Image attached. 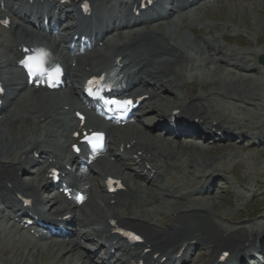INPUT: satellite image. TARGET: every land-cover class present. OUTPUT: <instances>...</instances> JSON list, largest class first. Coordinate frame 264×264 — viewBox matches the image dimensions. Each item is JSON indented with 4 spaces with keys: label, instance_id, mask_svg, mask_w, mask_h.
Returning a JSON list of instances; mask_svg holds the SVG:
<instances>
[{
    "label": "bare ground",
    "instance_id": "1",
    "mask_svg": "<svg viewBox=\"0 0 264 264\" xmlns=\"http://www.w3.org/2000/svg\"><path fill=\"white\" fill-rule=\"evenodd\" d=\"M2 1H5L7 8L6 11H0L4 15L3 18L7 15L12 16L14 22L17 23L21 19L30 21V18L35 16L36 21L40 20L42 24L45 21V11L40 8V5L27 7L23 0H15L16 3L14 0H0V2ZM71 1L72 3L69 5H60L55 20L57 23L70 16V11L64 12L66 7L75 12L79 0ZM174 2L175 0H172L170 3L173 4ZM51 3L54 6L52 1ZM14 4L18 6H16V11L19 9L17 13L14 10ZM173 15L174 12L170 9L166 17L168 18V27L163 31H157L155 26L129 31L128 37L122 43L106 44L108 48L106 55H101L98 58L92 55L86 56L76 67L69 64L68 85L75 97L80 99L77 87L79 78L89 72L103 70L106 65L113 62L114 54L124 55L129 58V62L133 59V63L139 69L138 74L134 76L136 81L140 80L142 74L150 75L155 81H165V84L159 87L146 86L144 88L146 92L151 94L150 101L153 104V110H160V106L167 101L160 93L164 90L176 96L175 100L172 101L174 103L170 101L171 104L176 105L173 109H182L184 114L197 118L199 120L198 125H210L230 134L246 135L248 138L256 137L262 144L264 141V117L254 120L255 118L236 116L227 111L229 105L244 114L253 111L258 112L262 107L264 109V105L259 103L264 102L262 100L263 93L256 91L257 86L255 83L253 84V78L248 77L249 73L238 74L232 69L245 71L246 63L256 61V58L252 56L256 57L257 53L232 52L226 54L223 50L214 52L209 59L213 64L211 74L214 79L216 78L214 84L220 86L216 88L214 85L211 90L195 94L189 100H185L184 94L178 90L184 89L185 85L190 83V76L184 73L183 67L186 62H191L192 57L182 43L183 40H191V38H187L186 35L183 38L178 37V30L186 21V17L179 23L173 18ZM156 19L157 17L154 16L150 20L154 22ZM125 26L133 28L136 25L127 22ZM73 27L75 26L67 27V30ZM172 30H175L176 33L172 34ZM14 32L20 35L19 43L14 47L19 46L22 42L31 43L38 38V35L27 30L22 23H17ZM175 37L179 41L173 43L171 39ZM61 42H64V39H61ZM202 42L201 51H204V48L208 51L214 50L211 43L205 40ZM58 45L60 43H57ZM140 48L145 50L143 55H131L133 50ZM5 52L2 51V55ZM60 54L65 58L62 52ZM242 55H244L243 59L241 58ZM152 56L161 58L157 63L158 66L150 67ZM11 63V60H3L0 55V71L3 73V69L9 67L10 72L15 75L12 78H6V83L12 94L10 101L15 100V103L18 104L17 100L22 97L23 89L16 90V86L21 84L22 76L14 72ZM174 63L176 66H173ZM167 64L168 66L165 67ZM88 66L90 71L86 69ZM193 72H195V68L189 70V73ZM247 80L252 82V88L249 91L242 87L243 82ZM218 81L221 82L218 83ZM31 99V102H29L30 99H27L23 107V110L30 113L29 116H25L22 111L10 112L7 107L0 113L3 115L0 119V235L5 233L4 225L6 222L8 223L4 219H11L10 214L16 211L17 206L21 205L20 201L24 195L43 202L45 206L51 204L55 209L53 215L56 217L74 212L73 219L77 230L71 238L52 239L40 243L36 248L31 245L33 241L23 235L16 226V234L6 236V239L1 243L3 251L0 253L7 256L6 258L11 263L35 264L39 261L34 260L35 256H40V254H45L48 251L53 253V259L48 262L43 261V264H61L62 260L67 261L66 264H98L93 259V255L99 250L101 251L103 245L106 244L97 243V240L101 238L111 240L112 245L120 249L116 256L111 252L105 253V257L101 258L102 263L105 264H130L132 259L135 262L145 260L147 264H167L170 257L180 253L183 248L185 250L181 256L180 264H193L195 260L193 252L194 250L196 252V249L205 256L200 264H221L219 258L223 251L231 252L228 263L231 264L235 261H242L241 257L249 248H260L256 245V239L264 237V219L256 223H242L233 226L230 222H233L234 216L231 215L230 211L221 209L223 207L221 201L213 199V196H217L218 189L215 186V179L210 181L225 171L226 164L223 159L240 155V150H231L222 156H202V161L194 163L192 160L196 159L193 157V152L198 153L200 149L199 143H195V140L187 139V137H177V139L176 137L152 133L146 131V127L139 125L120 129L112 127L108 130L110 143L118 144V149L124 147L122 154L140 160L136 165V171L128 172L127 162L119 159L120 154L112 153L109 148L111 157H114L119 164L108 167L100 163L96 172L104 176L111 175L122 178L127 186L126 192L119 193L114 197H102L97 194L98 188L101 189L100 186L91 176L88 178L89 185L95 186V190L94 192L87 190L88 205L84 209L80 207L81 212L75 211L77 206L74 203L61 205L58 198L54 196H41L43 189L48 190V181L40 179L41 176H44L43 166H51L50 159L65 153L67 148L65 145L51 147L39 136L33 137L23 134L21 128H17V131H9L7 127L15 126L23 120L27 121L31 118L30 116H33L37 119V123L42 124L43 128L53 127L54 124H57L58 130L64 129L66 132L70 125L60 117L61 113H67L63 111L62 106H73L74 101L63 100L60 96L43 97L39 94L32 95ZM249 104L251 107H248ZM255 114H253L254 117ZM214 122H216L215 125ZM258 131H261V136H257ZM51 132L54 133L53 130ZM174 141L179 147L172 148L171 143ZM176 141H181V143ZM213 147L210 146L209 148L213 149ZM29 152L32 153L31 156ZM35 152L43 153L45 158L42 163L39 160L33 163ZM248 158L253 162H259L257 155ZM219 160L221 161L219 162ZM38 165L42 166H39L38 171L36 170L34 173L27 169V167ZM193 167L196 168V171L191 169ZM174 169L175 171H173ZM20 171H22L21 175ZM153 172L154 174H152ZM138 178L149 179L152 186L143 184ZM187 188H190L191 191L182 193ZM210 189L212 190L211 196L195 197V195L206 193ZM156 190L163 192L157 193ZM101 191L103 192L102 189ZM245 194L246 190H241L237 197L242 198ZM112 199H116L115 204L111 203ZM179 199H183L184 204L180 203ZM260 215L264 216V207L261 208ZM119 227L139 232L145 238L144 243L136 245L134 249L132 247L126 248L121 238L114 234V231ZM81 232L89 236H82ZM83 237L86 241L83 240ZM38 240L40 239L35 241L38 242ZM91 245H97L94 253L85 250ZM17 248H23L29 254L25 252L27 255H20V251H15ZM145 249L148 252L144 253ZM5 252H9V256ZM164 257L168 258L163 260ZM112 259H115L114 263L111 262Z\"/></svg>",
    "mask_w": 264,
    "mask_h": 264
},
{
    "label": "rangeland",
    "instance_id": "2",
    "mask_svg": "<svg viewBox=\"0 0 264 264\" xmlns=\"http://www.w3.org/2000/svg\"><path fill=\"white\" fill-rule=\"evenodd\" d=\"M205 20L223 21L225 23H233L236 27H240L242 29H248L251 32V35L248 38H246L245 39L246 41H243V43L241 44L239 43V45L235 44V47L240 48L243 51H254V50L260 51L261 50L262 52H264V1L263 0H253V1L246 0L243 2H228L219 7H213L210 14L203 16L202 21H205ZM172 31H173L171 32L172 34L176 33L175 30H172ZM180 32L183 34L184 33L189 34L192 37V33H190L189 31H186L185 29H182ZM11 35H12L11 33H8V35L3 36L2 39L10 40ZM186 37L189 38L188 36ZM259 73L260 74H256V75L255 74L248 75V77L253 78V84L255 83V86H257L256 91L262 92L263 93L262 96L264 97V71L259 70ZM214 80L215 79L211 80L210 78L205 77L203 74H199V76L197 77V82L195 83V86H194V92L201 93L203 92V90L204 91L211 90L214 85L216 86V88L220 86V85L214 84L215 82ZM220 82L221 81H218V83ZM242 87L246 89L247 91H249L252 88V82L247 80L243 82ZM263 97H262V100H264ZM259 103H261L262 106L264 105V102L262 101ZM263 110L264 109L262 107L261 110L259 109L260 112L259 111L258 112L253 111L250 113L247 112L245 113L244 116L246 117L248 116L249 118H252V119L255 118L254 120H259L262 117H264ZM228 112L239 114L238 111L230 107L228 109ZM248 114L251 116H249ZM253 114H255V117ZM176 142L181 143V141H176ZM171 144H172V148L179 147L175 143V141ZM206 145L207 146L200 145V149H199L200 151L198 150V153L193 152V157L196 159V160L194 159L192 160L194 163L196 161H202L203 160L202 156H210V155L211 156L212 155L222 156L224 155L225 152H231V150H237V151L240 150L239 153L241 155H244L243 157H240V158L245 157L244 160L242 159L239 164H237V160L230 161L227 167L230 168L231 173L221 176V180H219L218 182L219 193H217V196H213V199L220 200L223 203L222 205L223 207L221 209L223 210L226 209L234 213L235 210L241 205V202L250 203V199L253 197V195L256 196L257 200H255L252 204L250 203L251 205L248 208H246V210L253 211L259 207L263 208L264 207V193L262 195L260 194L256 195V192L254 190H255L256 184L264 188V146L254 147L252 145H246V144L240 145V143L231 144L227 142H216L213 144L209 143ZM210 146H214L213 149L209 148ZM252 155H254L255 157L257 155L259 162H253L252 160L248 158ZM225 164H222V165H225ZM229 180L236 181V185L238 186L243 185V187H252L253 195L251 196L249 194L245 197L244 200H237L234 196L237 194L239 190L237 188H231L228 182ZM237 180H240L241 183H238ZM246 210L244 211L241 210V215H240L241 220L247 219ZM250 221H254V220H250ZM5 238L6 237H0V246ZM0 251H3L2 246L0 247ZM15 251L17 252L20 251L21 252L20 255H25L27 253V251L23 248H17ZM5 253H7V255L9 256V252H5ZM36 257H38L39 259L38 258L36 259ZM52 259H53V253L48 252V251L45 252V254H40V256H35L34 258V260H37V261L39 260L35 264H39L45 260L51 261ZM0 264H5V262L0 260Z\"/></svg>",
    "mask_w": 264,
    "mask_h": 264
},
{
    "label": "snow or ice",
    "instance_id": "3",
    "mask_svg": "<svg viewBox=\"0 0 264 264\" xmlns=\"http://www.w3.org/2000/svg\"><path fill=\"white\" fill-rule=\"evenodd\" d=\"M47 56L48 54L46 52H39L34 56H29L27 58V66H28V74L31 78H33L34 82L41 76L48 75V79L50 82L55 83L56 79L59 78L60 75V69L57 67L51 72L46 68V62H47ZM90 83H93L90 81ZM2 91V89H0ZM91 91V89H90ZM113 104H118L121 106L129 105L132 103V101H117L113 100L111 101ZM126 235L131 236L133 239L139 240L141 237L136 236L132 233H125ZM228 254L225 253V256Z\"/></svg>",
    "mask_w": 264,
    "mask_h": 264
}]
</instances>
